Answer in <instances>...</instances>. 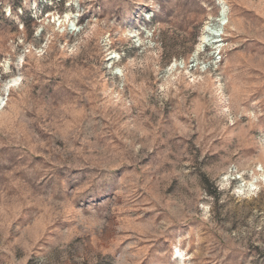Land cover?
<instances>
[{"label":"clouds","instance_id":"obj_1","mask_svg":"<svg viewBox=\"0 0 264 264\" xmlns=\"http://www.w3.org/2000/svg\"><path fill=\"white\" fill-rule=\"evenodd\" d=\"M0 264H264V0H0Z\"/></svg>","mask_w":264,"mask_h":264}]
</instances>
